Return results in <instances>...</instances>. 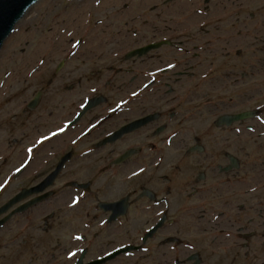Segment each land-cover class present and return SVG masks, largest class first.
<instances>
[{"label": "flooded vegetation", "instance_id": "flooded-vegetation-1", "mask_svg": "<svg viewBox=\"0 0 264 264\" xmlns=\"http://www.w3.org/2000/svg\"><path fill=\"white\" fill-rule=\"evenodd\" d=\"M131 2L87 4L39 156L0 147V264H264V1Z\"/></svg>", "mask_w": 264, "mask_h": 264}, {"label": "rangeland", "instance_id": "rangeland-1", "mask_svg": "<svg viewBox=\"0 0 264 264\" xmlns=\"http://www.w3.org/2000/svg\"><path fill=\"white\" fill-rule=\"evenodd\" d=\"M93 1H125L129 9L131 1H141L143 10L148 7L144 1L160 2L161 7L162 1L169 0H40L33 5L0 50V147H13L11 157L23 150L28 156H39V118H44L48 109L53 110L50 100L58 103L68 94L67 85L71 83L67 78L60 80L65 91H56L57 86L51 82L54 66L61 60L68 62V48L82 37L88 21L87 4ZM210 1H252L251 11L258 13V1L264 0ZM83 5L85 11L81 10ZM40 89L45 90V95L40 96L35 108H29L28 103ZM47 120L52 122L51 117ZM46 127L52 129V124ZM33 147L36 148L28 150Z\"/></svg>", "mask_w": 264, "mask_h": 264}, {"label": "water", "instance_id": "water-1", "mask_svg": "<svg viewBox=\"0 0 264 264\" xmlns=\"http://www.w3.org/2000/svg\"><path fill=\"white\" fill-rule=\"evenodd\" d=\"M39 0H0V50L11 36L16 25L25 17L29 9ZM39 95L30 103L34 107Z\"/></svg>", "mask_w": 264, "mask_h": 264}]
</instances>
